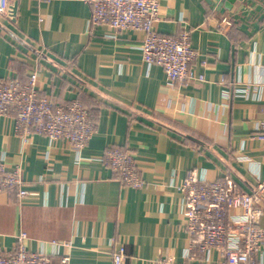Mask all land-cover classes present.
I'll use <instances>...</instances> for the list:
<instances>
[{
	"label": "crops",
	"instance_id": "0c3cea01",
	"mask_svg": "<svg viewBox=\"0 0 264 264\" xmlns=\"http://www.w3.org/2000/svg\"><path fill=\"white\" fill-rule=\"evenodd\" d=\"M212 1L159 0L153 29L188 31L198 52L189 68L204 77L179 84L143 61V31L91 23L82 0H10V15L0 13V79L25 81L37 70L41 95L54 104L79 99L95 130L78 153L66 139L22 137L13 114L0 116V157L35 192L21 200L14 188L0 192L1 249L23 231L27 248L44 251L50 264L61 255L69 264H112L119 243L124 264H227L216 247L193 246L203 234L187 231L180 186L192 177L250 191L264 178L256 136L264 0H235L223 12ZM111 146L131 152L141 187L114 176L104 160ZM257 203L264 228V193ZM240 214L229 208L227 225L237 227ZM257 259L264 264V243Z\"/></svg>",
	"mask_w": 264,
	"mask_h": 264
},
{
	"label": "built area",
	"instance_id": "2783aa9c",
	"mask_svg": "<svg viewBox=\"0 0 264 264\" xmlns=\"http://www.w3.org/2000/svg\"><path fill=\"white\" fill-rule=\"evenodd\" d=\"M82 1L91 5V23H107L115 31H143V61L160 65L170 80L179 84L204 80L203 75H195L189 68L198 56L191 46L189 32L169 35L159 34L153 29L158 18L159 0ZM0 13L10 15V0H0ZM221 21L231 23L226 16ZM40 90L35 69L29 72L25 81L13 73L1 78L0 116L13 114L16 132L22 137L36 133L50 140L66 139L71 148L80 153L95 130L88 108L79 99L54 104L42 96ZM256 136L264 140V119L259 123ZM104 160L121 183L133 188L141 187L143 181L130 151L111 146L106 150ZM10 188L16 190L19 200L35 194L24 187L21 168L7 169L0 157V192ZM180 190L184 197L187 231L191 235L196 231L203 234L202 240L193 246L202 251L216 247L227 264H261L257 257L264 243V228L260 225L263 209L257 201L264 193V178L250 191L232 192L227 181L188 177ZM231 207L241 210L240 216L233 220L237 227H229L226 223ZM26 238L22 231L17 234L11 249L0 248V264H50L44 251L27 248ZM124 254L125 246L117 244L113 249L112 264H124ZM56 264H69L68 256H59Z\"/></svg>",
	"mask_w": 264,
	"mask_h": 264
},
{
	"label": "water",
	"instance_id": "95a60500",
	"mask_svg": "<svg viewBox=\"0 0 264 264\" xmlns=\"http://www.w3.org/2000/svg\"><path fill=\"white\" fill-rule=\"evenodd\" d=\"M235 0H213L212 3H215L216 10L223 12L224 9H230L233 6ZM190 138L194 139L191 135H188ZM197 140V139H195Z\"/></svg>",
	"mask_w": 264,
	"mask_h": 264
}]
</instances>
